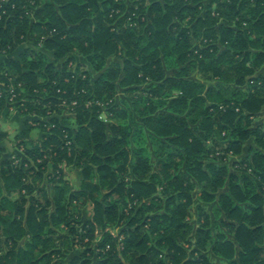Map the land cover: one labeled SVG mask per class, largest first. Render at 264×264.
Masks as SVG:
<instances>
[{
  "label": "trees",
  "instance_id": "obj_1",
  "mask_svg": "<svg viewBox=\"0 0 264 264\" xmlns=\"http://www.w3.org/2000/svg\"><path fill=\"white\" fill-rule=\"evenodd\" d=\"M0 73V264H264V0H0Z\"/></svg>",
  "mask_w": 264,
  "mask_h": 264
},
{
  "label": "rangeland",
  "instance_id": "obj_2",
  "mask_svg": "<svg viewBox=\"0 0 264 264\" xmlns=\"http://www.w3.org/2000/svg\"><path fill=\"white\" fill-rule=\"evenodd\" d=\"M102 117L105 118L104 116H102ZM256 121H257V122H264V112H263L262 114H260V116L257 118ZM0 127L2 128L3 131L8 132V134H9V136H10V137H9L10 140H12L13 137H14L15 135H17V134L20 132V129H21L20 124L13 123V122L11 121V119H8V120H7V119H1ZM30 136H31L32 138H35V137H37V133H36V132H33V134H31ZM9 144H10V142L7 143V141H5V143H4V145H5L6 147H8ZM147 146H148V149H149L151 152H156V151H157L156 146L152 147V146H153L152 143H151V144L149 143ZM66 169H67V168H66ZM70 169H71V168H70ZM70 169L65 170V171H66V172H65V174H66L65 180H67L72 186L75 187V186L78 185V180H79V178H78V176H76L74 173H72V172L70 171ZM90 210H91L90 207H85V209L83 210V217H84L85 219H88V218H89V216H90ZM118 231H119V230L116 229V228H114V229L111 230V232H112L113 234H116ZM76 250L79 251L78 248H77Z\"/></svg>",
  "mask_w": 264,
  "mask_h": 264
},
{
  "label": "crops",
  "instance_id": "obj_3",
  "mask_svg": "<svg viewBox=\"0 0 264 264\" xmlns=\"http://www.w3.org/2000/svg\"><path fill=\"white\" fill-rule=\"evenodd\" d=\"M262 114V113H261ZM1 119H11V121L13 122V123H16V124H20V126H21V129H20V132H21V130H22V127H23V118L22 117H19L16 113H15V111H9V108H8V111L7 112H4V113H2L1 114V118H0V122H1ZM2 129V128H1ZM4 132H6V131H4ZM19 132V133H20ZM33 132H36L37 133V137H35V138H32L31 136V138L32 139H38L39 137H40V132L38 131V130H33L31 133H30V135L31 134H33ZM7 134H8V132H6ZM18 133V134H19ZM8 136H9V134H8ZM10 137V136H9ZM8 142H10V138L8 139V141H7V143ZM4 148H5V151H6V153L4 154V156L7 158V157H11L12 156V154L15 152V148H14V146H13V144H12V142H10V144H9V146L8 147H6L5 145H4ZM70 169V171L72 172V173H74L76 176H78V178H79V180H78V185H79V182H80V172H79V170H77V169H75L74 167H66V166H64V172H66L65 170H67V169ZM77 185V186H78ZM77 186H75V187H77Z\"/></svg>",
  "mask_w": 264,
  "mask_h": 264
},
{
  "label": "built area",
  "instance_id": "obj_4",
  "mask_svg": "<svg viewBox=\"0 0 264 264\" xmlns=\"http://www.w3.org/2000/svg\"><path fill=\"white\" fill-rule=\"evenodd\" d=\"M0 75H2L1 73H0ZM14 98H15V95L14 94H12L11 95V98H10V101H12V100H14ZM9 111H14V109L12 108V107H9Z\"/></svg>",
  "mask_w": 264,
  "mask_h": 264
}]
</instances>
